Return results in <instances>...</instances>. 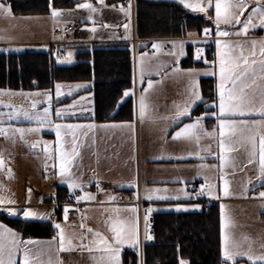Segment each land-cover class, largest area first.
<instances>
[{"label":"crops","instance_id":"obj_1","mask_svg":"<svg viewBox=\"0 0 264 264\" xmlns=\"http://www.w3.org/2000/svg\"><path fill=\"white\" fill-rule=\"evenodd\" d=\"M107 1L109 0H103V3H99L98 0L81 2L90 3L96 9L95 12L78 7L68 8L66 11L69 15L73 13V18L69 22L71 30L68 42L63 47V54L67 47L74 49L71 58L75 62L65 66L76 64L77 52L89 50L93 46L130 44L133 56V88L127 91L129 95H124L119 104L132 98V119L130 121L94 120V97L93 93L89 92L93 82L87 81L72 82L83 84V88L58 98L56 102L54 98L51 99L47 120L35 131H23V128L30 124L25 121H9L5 123V127L2 126L6 135L0 134V161H2L0 164V201H2L0 209L8 212L15 211L17 215H11V219L49 222L50 197L56 195L58 188L75 193L76 197L85 194L94 197L93 200L83 199L78 202L80 205L78 216L67 219L60 216L57 221H52L53 227L55 222L60 225V229L54 227L56 236L50 239L23 238L18 231L0 221V225L15 232L19 240L34 242L26 246L21 244L20 250L15 253V264H20L25 247L31 251V264H47L49 259H52L54 264H101L100 257L104 253L89 252L87 247H81V245L95 248L96 245L92 244V241L96 239L93 235L95 232H99L111 241L112 234L109 231L108 222L117 217L136 226L139 240V264H143V248L154 242L152 217L155 213H196L211 204L219 208L222 264H251L247 256H237L235 261L224 260L221 254V205H223L224 216L223 243L233 251L250 252L253 256L264 255V197H260V193L264 192V176L260 173L259 165V138L264 135V116L259 114V107L261 93L264 92V80L257 78L254 85L245 89L246 94L253 98L256 111L244 116L226 114L222 117L236 122L239 128L244 127L240 122L245 121L247 128L256 133L255 156L250 154L251 144L244 139L250 135L248 131H244V138L239 132L232 138L234 150L221 153L219 122L212 114L219 115L217 84L220 81V64L216 55V42L220 41L222 53L229 51L223 47L224 44L235 45L236 42H240L248 59L257 61L252 68L259 70V61L262 59L259 41L264 40V27L259 26V14L253 15V23L257 26L254 28L250 26L246 34L217 37V25L214 23L215 0H212L210 7L207 0H189L190 3L199 2L207 7L206 13L185 8L179 0H147L178 4L188 13L205 18L213 28L209 29L208 37L204 31L202 33L181 31V34L176 37L139 39L135 31L134 0H122L111 4ZM131 1H133V8L128 6ZM223 2L235 5L240 0H223ZM245 3L247 7L243 9L242 15L235 7L229 8V12L240 15L241 21H244L249 14H252V8L258 4L264 10V0H245ZM121 6L125 11H120ZM46 20H50L49 26L47 29L44 26L41 30H37L40 33L36 40L3 44L7 46L38 44L48 49L25 50L52 52L55 48L52 45L55 40L54 29L60 28L62 21L69 20L67 16L50 17ZM125 25H128L127 30ZM242 27L243 24L234 22L219 25L220 30L230 33L240 31ZM133 39L136 40L134 45ZM252 40L258 42L255 56L251 55L250 41ZM158 43L161 44L160 51L152 47L153 44ZM170 43H185L182 49L184 54L180 55L181 49L173 48ZM193 45L202 47L206 56L209 55L208 52H211L213 64L200 65L193 61L192 49L193 65H182L189 56V47L194 48ZM148 48L153 50L152 55L146 54ZM240 51L241 49L237 48L229 51V54L236 56ZM169 52H175L176 55L170 56ZM177 60L182 70L196 71L197 75L194 78L202 99L192 106L190 116L173 120L176 105L185 103L189 90V77L172 72ZM206 72L210 74L205 75ZM206 79L213 80L214 97L212 101L204 105L199 138L193 136L173 139L175 133L185 124L193 123L197 117H201L193 113L204 102L201 81ZM149 81L152 82L151 88L148 87ZM57 84L51 91L44 92H53ZM141 95L145 97L147 105L143 119L139 115ZM65 100L69 101L63 102ZM58 109H61L59 116H57ZM253 121L259 122L254 129ZM55 125H61L62 151L71 153L73 139L76 140L79 155L74 158L70 171L71 178L81 187L70 190L66 178H62L57 173L56 165L59 164V160L56 151ZM68 125L79 127L69 128ZM89 125L92 127L89 128ZM18 129L22 132L17 131ZM33 145L36 146L33 147ZM221 155L225 158L223 165ZM73 174H77L76 177ZM98 181L108 183L116 191L127 193L128 201L124 204H116L110 192L95 196L91 186ZM194 181H200L202 185H205V193L211 185L213 195H199L197 200L191 201L189 184ZM225 187L229 193L227 196L224 195ZM255 191H258V194H255ZM147 195H151L152 199H147ZM25 209L36 213V217L25 218L23 216ZM148 209L152 211L148 212ZM146 214L148 215L147 225L144 220ZM88 229H92V233L88 232ZM61 230L65 237L66 250L63 251L60 250ZM146 230L152 239L145 238ZM131 249L135 248L127 244L121 248L120 264H122V253ZM257 264L262 262L257 261Z\"/></svg>","mask_w":264,"mask_h":264},{"label":"trees","instance_id":"obj_2","mask_svg":"<svg viewBox=\"0 0 264 264\" xmlns=\"http://www.w3.org/2000/svg\"><path fill=\"white\" fill-rule=\"evenodd\" d=\"M85 0H6L15 15H44L51 10L74 8ZM122 0H109L113 3ZM135 31L139 39L176 37L183 32L202 33L212 24L188 13L175 3L134 0ZM192 48L182 65H193ZM77 63L59 66L51 51L25 50L0 53V88L51 91L57 83L93 82L94 120L130 121L133 100L119 104L124 93L133 88L130 44L97 45L76 54ZM204 102L195 110L199 116L204 105L213 100V80H202ZM65 100L63 102H68ZM211 125V123H209ZM67 191L58 188L61 199ZM219 208L211 204L196 213H155L152 217L154 242L143 248V264H222L220 256ZM0 221L18 231L23 238L50 239L56 229L49 222L23 221L0 214ZM122 264H139L136 249L122 253Z\"/></svg>","mask_w":264,"mask_h":264},{"label":"snow or ice","instance_id":"obj_3","mask_svg":"<svg viewBox=\"0 0 264 264\" xmlns=\"http://www.w3.org/2000/svg\"><path fill=\"white\" fill-rule=\"evenodd\" d=\"M99 3H103V0H98ZM179 3H181L185 8H190L193 11H200V12H207L208 8L197 3H190L189 0H179ZM208 6H211L212 0H207ZM78 8L87 9L90 12H95L96 9L90 4V3H81L77 5ZM115 7V6H113ZM235 7L237 10L240 11L241 15L243 14V9L246 7L245 0H240L239 3L235 5H229L227 3H224L223 0H215V18L214 23L217 25V31L216 36L217 37H223V36H229V35H241L246 34L249 30V27H256L257 25L253 23V15L259 14V26L264 27V10H262V7L258 4L256 7H253L251 12L252 14H249L244 21H241L240 15H236L235 13L229 12V8ZM120 11H125L123 6L120 7ZM0 13L4 14L5 16H11V7L5 6L3 2H0ZM60 12L53 9L51 12V15L53 18H56L60 16ZM243 24V27L240 31L230 33L228 31H222L219 29V25L221 23L225 24ZM127 30L128 25L124 26ZM94 30V29H93ZM205 35L210 34V30L208 28L204 29ZM217 57L219 60L220 68V81L217 84V91L219 95V115L217 116L216 113H213L212 115L216 116L218 122H219V135L221 137L220 139V150L221 153L232 151L233 149V137L237 135L239 132L241 137H243L244 131H248L250 135H248L246 138L247 142L251 144V155L255 156L257 151V141H256V133L252 131V129L247 128V123L245 121H241L240 123L244 125V127L239 128L236 124V122L231 120L223 119L226 114L230 115H240L244 116L246 114H249L253 111H256V109L253 106V98L249 97L245 89L250 87V85H254L256 83V79L264 80V40L259 41V51L261 54L262 59L259 61L260 67L259 70L252 68L253 64H256V60H249L248 56L244 54L243 51V45L240 42H236L235 45L231 44H224L223 47L225 49H228L229 51H234L235 49L239 48L241 49L239 55L232 56L229 54V51L221 52V43L219 40H217ZM257 41L252 40L250 41V44L252 46L251 55L255 56V50ZM152 47L154 49H159V44H153ZM179 47L181 49L180 55H183V44L177 45L176 43L173 44V48ZM202 49L196 50V59L199 60L201 58ZM71 54H69L70 56ZM168 55H176L175 52H169ZM207 63V61H205ZM143 71V70H142ZM172 72L174 74H183L189 77V90H188V97L187 100L183 105H176V114L174 117H172L173 120L178 119L183 116H190V109L192 106L202 99L200 91L198 89L197 81L195 80V76L197 75L196 71L194 69L189 70H182L179 67V61H176V67L172 69ZM205 75H209L210 73H204ZM57 94L59 95V89L60 85H57ZM148 87H152V82H148ZM147 91V89H145ZM125 96H128L129 93L126 91L124 93ZM6 106V105H5ZM35 104L32 105L33 108H35ZM215 106V105H213ZM146 108L147 105L145 103V97L141 95L140 101H139V115L140 118L143 119L146 114ZM15 111V109H14ZM49 110L47 108L44 109V118L41 119V123H43L45 120H47ZM259 114L261 116H264V92L261 93V103L259 107ZM23 115L27 119H33L32 116H30L27 112H24ZM60 115V112L57 111V116ZM37 119H40V117H36ZM203 117H197L196 120L193 123L185 124L183 128H181L178 132L175 133L173 136V139H179L181 137L184 138H192L193 136H196L197 139L199 138V130L201 129V120ZM259 122L253 121V129L257 126ZM67 127L73 128V127H79V126H73L68 125ZM89 128L92 126L89 125ZM21 131L22 130H17ZM55 132L57 136V154H58V160H59V173L62 178H66V182L68 184V188L70 190L81 187V185L74 179L71 178V165L76 156L79 155V152L77 150V143L75 138L73 139V146L71 153H67L65 151H62L61 149V142H60V136H61V125H55ZM0 134H5V131L3 128H0ZM206 135H211L210 133H205ZM36 145H33L35 147ZM45 151L47 152V148H45ZM221 164H224L225 158L223 155L220 156ZM0 164H2V161H0ZM259 165H260V173L262 176H264V135H261L259 138ZM63 182V181H62ZM211 185L208 186V191L205 193V185H201L200 191L196 193L197 196L199 195H209L212 196L213 193L211 191ZM30 191V190H29ZM228 189L225 187L224 189V195L227 196ZM260 197H264V192L260 193ZM147 199L151 200L152 196L147 195ZM163 199L164 197H159ZM77 202L83 199L87 200H93L94 197H92L89 194H85L83 196H77L76 197ZM109 199H112V197H109ZM2 202V201H0ZM222 210V216H221V229H222V249L221 254L225 261H235V258L237 256H247V259L251 262V264H257V261L262 262L264 264V255L261 256H253L250 254V252H243V251H233L231 248H229L224 241L223 236V228H224V216H223V205H221ZM69 211L68 206H65L64 213H65V219H67V213ZM148 212H151L152 209H148ZM10 215H17L15 211L9 210ZM36 213L25 209L23 211V216L25 218H34L36 217ZM43 218V217H41ZM145 224L147 225L148 221V215L146 214L144 217ZM54 227L56 229H60V225L58 223L54 222ZM108 228L111 232V241L106 239L104 236H102L99 232L93 233L94 239L92 241L93 245H96L95 248L92 246H84L81 245V247H87V250L89 252L92 251H99L104 253L100 257L101 264H120V252L121 248L127 244L130 247H133L137 250V254L139 255V240H138V233L136 226L128 221H122L118 217L115 219H110L108 222ZM88 232L92 233V229H88ZM60 236V250H66L65 245V237L63 235L62 230L59 233ZM146 239H152L150 235L147 234V230L145 233ZM34 242L31 240L27 241H21L18 239L17 234L15 232H12L10 229L4 228L3 225H0V264H15V253L20 250L21 244L23 245H29L33 244ZM69 243H71L69 241ZM238 247V246H234ZM5 253H7V258H5ZM31 251L25 247L23 258L20 261V264H31L30 256ZM47 264H54L52 259H49ZM180 264H185V261L180 260Z\"/></svg>","mask_w":264,"mask_h":264},{"label":"rangeland","instance_id":"obj_4","mask_svg":"<svg viewBox=\"0 0 264 264\" xmlns=\"http://www.w3.org/2000/svg\"><path fill=\"white\" fill-rule=\"evenodd\" d=\"M0 2H3L5 6H10L6 2V0H0ZM59 10L58 11L61 13L60 14L61 18L62 16L63 17L67 16L69 22L72 21L73 13H71L70 15L66 13V11H68L67 8L59 9ZM51 12L52 10L48 14H44V15H24V16L15 15L13 14L12 11H11L12 13L11 16H5L4 14L0 13V53H9V52L19 53L24 51L25 49H36V50L48 49V47L41 46L38 44H34L30 46L27 45L23 46L21 44L7 46L4 45L3 43L25 42V41L36 40L37 35L40 33L37 30H41V27L44 26L45 29H47V27L49 26L50 20H46V19L52 17ZM47 36L48 33L45 35V37L47 38ZM158 44L161 47V44L160 43ZM173 44L174 43H170L171 46ZM176 44L179 45L181 43H176ZM182 44L183 47H185V43ZM193 46H194V48H192L193 58H194L193 61L198 63L200 59L197 60L195 58L196 50L202 49L201 56H205L206 52L200 46L197 45H193ZM73 51L74 49L72 48H68V47L65 48V54H63L61 57L57 59L58 65L65 66L72 64V62L74 63L75 62L74 59L71 58ZM156 51H160V48L156 49ZM69 54L71 55L69 56ZM57 85H60L59 95L57 94V87H55L53 92H44L40 90H28V91L10 90V89L0 88V128L6 125L5 123L9 121H25V122H29L30 124H28V126H25L23 128V131L26 130H28V132L35 131L40 125H42L41 119H43L45 115L44 109L47 108L50 111L49 103H51V99L54 98L56 102L58 98L62 96H67L72 91L74 90L76 91L77 89L83 88V84H78V83H72V84L58 83ZM33 104L36 105L35 108L32 107ZM60 110L61 109H58L57 111ZM24 112H27L30 116L33 117V119L25 118V116L23 115ZM36 117H40V119H37ZM59 166H60L59 164L56 165L57 173H59ZM73 175H75L76 177L77 174H73Z\"/></svg>","mask_w":264,"mask_h":264},{"label":"built area","instance_id":"obj_5","mask_svg":"<svg viewBox=\"0 0 264 264\" xmlns=\"http://www.w3.org/2000/svg\"><path fill=\"white\" fill-rule=\"evenodd\" d=\"M128 6L130 8H133V1L129 2ZM71 30V26L69 21H62L61 27L56 28L53 31L54 35V42L52 45L55 47L54 50L51 52V56L53 59H58L63 54V47L68 42V36ZM208 37V36H207ZM136 43V40H132V44L134 45ZM167 48V46H165ZM153 50L152 49H146L147 55H152ZM209 55L201 56L200 61L198 62L200 65H212L213 61L211 59L212 54L211 52H208ZM207 61V63H205ZM202 113L200 116L202 117ZM202 183L200 181H194L189 184V195L190 199L195 201L199 198V196L196 195V193L200 190ZM91 191L95 196H99L102 193L110 192L113 194L114 198L113 201L116 204H124L128 201V194L125 192H119L111 188V186L103 181H98L92 184ZM255 194H258V191L254 192ZM50 206V214H49V220L50 221H57L60 216L65 217L64 208L65 206H68L69 211L67 213V218H72L79 215L80 211V205L77 202L76 194L72 192H67L61 199H58L57 195H52L50 197L49 201ZM0 214L5 215L6 217H10L8 211H3L0 209Z\"/></svg>","mask_w":264,"mask_h":264}]
</instances>
